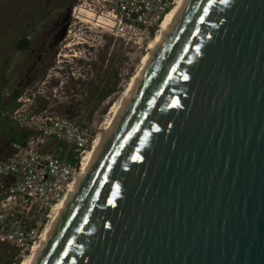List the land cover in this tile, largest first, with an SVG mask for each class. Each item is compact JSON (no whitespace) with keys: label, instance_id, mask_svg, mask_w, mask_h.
Wrapping results in <instances>:
<instances>
[{"label":"water","instance_id":"water-1","mask_svg":"<svg viewBox=\"0 0 264 264\" xmlns=\"http://www.w3.org/2000/svg\"><path fill=\"white\" fill-rule=\"evenodd\" d=\"M35 264H264V0H187Z\"/></svg>","mask_w":264,"mask_h":264},{"label":"rangeland","instance_id":"rangeland-1","mask_svg":"<svg viewBox=\"0 0 264 264\" xmlns=\"http://www.w3.org/2000/svg\"><path fill=\"white\" fill-rule=\"evenodd\" d=\"M76 1L0 0V159L12 153L11 142L23 133L12 117L18 104L14 89L28 98L29 112L81 121L94 140L156 36L142 47H123L99 26L71 17L66 38H53L54 21ZM44 148L59 153L63 145L49 140ZM7 182L0 176V193ZM29 252L0 241V264H21Z\"/></svg>","mask_w":264,"mask_h":264},{"label":"built area","instance_id":"built-area-1","mask_svg":"<svg viewBox=\"0 0 264 264\" xmlns=\"http://www.w3.org/2000/svg\"><path fill=\"white\" fill-rule=\"evenodd\" d=\"M175 0H77L71 17L118 38L123 47H142L158 31ZM12 117L25 134L0 159V176L8 178L0 193V241L30 250L43 232L56 203L67 193L83 153L93 139L81 122L49 111L29 112L20 95ZM63 145L46 150V141Z\"/></svg>","mask_w":264,"mask_h":264},{"label":"bare ground","instance_id":"bare-ground-1","mask_svg":"<svg viewBox=\"0 0 264 264\" xmlns=\"http://www.w3.org/2000/svg\"><path fill=\"white\" fill-rule=\"evenodd\" d=\"M186 2L187 0H175L169 10L166 12V15L159 27V30L156 33V36L148 45V52L143 56L140 66L130 78L126 89L122 93L121 99L114 103L112 109L110 110L111 114L104 123V126L102 127L101 131L94 138L91 147L83 153V158L81 160L80 166L75 173L74 179L71 182L67 193L62 199H60L56 203L55 207L53 208L50 214V220L45 225L40 239L35 244H33L31 249L29 250V254L26 255V257L21 261V264H35V262L37 261L55 225L66 210L70 200L72 199L74 193L82 182L85 173L88 171L91 163L95 159L101 146L103 145L115 122L117 121L119 115L121 114L123 108L125 107L127 101L129 100L131 94L133 93L146 69L150 65L157 50L162 45L164 39L166 38L172 26L174 25L176 19L179 17Z\"/></svg>","mask_w":264,"mask_h":264},{"label":"flooded vegetation","instance_id":"flooded-vegetation-1","mask_svg":"<svg viewBox=\"0 0 264 264\" xmlns=\"http://www.w3.org/2000/svg\"><path fill=\"white\" fill-rule=\"evenodd\" d=\"M71 7H70L69 16L66 15L65 17H59L58 19L54 21L53 27L49 33V35H51L53 38L55 39L58 38L60 30L66 23H67V27L65 29V34L62 38H66V36L68 35L67 31L70 30L69 27L71 25Z\"/></svg>","mask_w":264,"mask_h":264},{"label":"trees","instance_id":"trees-1","mask_svg":"<svg viewBox=\"0 0 264 264\" xmlns=\"http://www.w3.org/2000/svg\"><path fill=\"white\" fill-rule=\"evenodd\" d=\"M22 44H23V46H26L28 44V41L27 40H23ZM20 92H21V90H19V89H14L13 90L12 98L14 100V103H16V98L19 96ZM24 138H25V134L24 133H20L17 140H23Z\"/></svg>","mask_w":264,"mask_h":264}]
</instances>
